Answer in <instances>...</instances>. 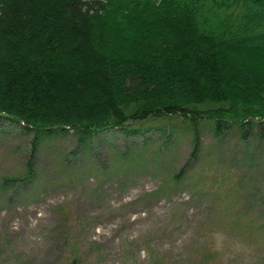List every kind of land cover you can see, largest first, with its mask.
<instances>
[{"label": "trees", "instance_id": "1", "mask_svg": "<svg viewBox=\"0 0 264 264\" xmlns=\"http://www.w3.org/2000/svg\"><path fill=\"white\" fill-rule=\"evenodd\" d=\"M174 116L196 144L208 122L264 138V0H0V120L32 133L33 156L5 185L30 181L48 137ZM244 182L221 225L243 227Z\"/></svg>", "mask_w": 264, "mask_h": 264}, {"label": "rangeland", "instance_id": "2", "mask_svg": "<svg viewBox=\"0 0 264 264\" xmlns=\"http://www.w3.org/2000/svg\"><path fill=\"white\" fill-rule=\"evenodd\" d=\"M132 127L151 130L47 138L30 181L12 187L32 133L0 120V264H264V138H219L208 122L196 144L177 116ZM243 176L254 191L239 230L218 212Z\"/></svg>", "mask_w": 264, "mask_h": 264}]
</instances>
